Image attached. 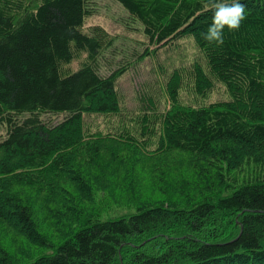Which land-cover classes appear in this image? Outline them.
I'll use <instances>...</instances> for the list:
<instances>
[{
  "label": "trees",
  "instance_id": "1",
  "mask_svg": "<svg viewBox=\"0 0 264 264\" xmlns=\"http://www.w3.org/2000/svg\"><path fill=\"white\" fill-rule=\"evenodd\" d=\"M114 1L144 27L137 61L194 38L163 110L122 108L134 62L86 27L95 0H0V264H264V0L222 45L206 0Z\"/></svg>",
  "mask_w": 264,
  "mask_h": 264
},
{
  "label": "rangeland",
  "instance_id": "2",
  "mask_svg": "<svg viewBox=\"0 0 264 264\" xmlns=\"http://www.w3.org/2000/svg\"><path fill=\"white\" fill-rule=\"evenodd\" d=\"M95 14L87 19L86 27L101 26L115 38L114 49L117 53H108V59L113 61L117 68L120 63L127 64L134 62L131 68L118 80L117 90L120 94V104L124 111L135 113L140 109V95L148 91L155 95L159 108L163 110L166 106L165 84L170 73L175 69L189 67L192 62L199 58L200 52L193 37L180 40L177 44L168 45L155 51L156 47H151L149 55L137 61L149 48L148 38L145 34L143 25L133 20L129 12L114 0H95ZM135 60V61H134ZM74 68H78V63L74 62ZM107 69H103L102 74H106ZM229 95L223 94L220 89L214 92L209 103L228 100ZM185 104H199L203 100L189 95H182ZM206 101V100H205ZM63 116L55 117L54 121H62ZM90 120V119H89ZM96 124L104 123V120L95 118L89 121ZM4 134L3 130H0ZM133 209L113 208L106 213L104 218L119 217L135 213Z\"/></svg>",
  "mask_w": 264,
  "mask_h": 264
},
{
  "label": "clouds",
  "instance_id": "3",
  "mask_svg": "<svg viewBox=\"0 0 264 264\" xmlns=\"http://www.w3.org/2000/svg\"><path fill=\"white\" fill-rule=\"evenodd\" d=\"M203 7L206 11L212 12L211 24L201 33V37L210 44L222 45L224 29L238 30L246 18V6L240 0H206Z\"/></svg>",
  "mask_w": 264,
  "mask_h": 264
}]
</instances>
